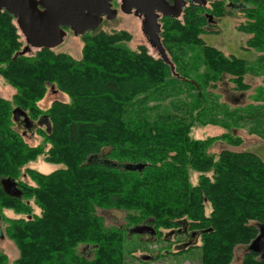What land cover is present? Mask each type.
Masks as SVG:
<instances>
[{
	"label": "trees",
	"instance_id": "obj_1",
	"mask_svg": "<svg viewBox=\"0 0 264 264\" xmlns=\"http://www.w3.org/2000/svg\"><path fill=\"white\" fill-rule=\"evenodd\" d=\"M235 9L242 16L235 27L246 36V49L257 54L253 73L262 86L255 99L261 101L264 0H207L205 6L187 1L180 17H161L160 41L169 62L144 45L128 48L131 34L125 30L86 32L80 58L48 48L22 53L14 18L0 11V76L16 91L11 100L0 98V179L26 176L33 182H21L18 198L0 184V221L19 252L12 263L0 253V264H126L135 250L151 252L129 232L146 220L155 231L157 257L185 254L187 247L172 245L194 232L200 264H264L248 250L233 261L234 248L249 244L264 225V161L248 151H210L217 142L237 147L243 140L224 116L207 113L202 93L223 77L238 92L250 87L244 80L248 62L203 39L218 32L212 20ZM178 84L191 88L193 101L167 99ZM48 89L68 101L40 109L36 102ZM14 105L33 119L45 114L48 130L41 143L29 146L19 137ZM256 116L226 113L236 121ZM208 124L224 131L191 136L193 127ZM248 132L264 140V128ZM41 155L58 167L42 173L27 166ZM99 209L123 211L127 227L106 226ZM80 245L91 246L94 256L79 253Z\"/></svg>",
	"mask_w": 264,
	"mask_h": 264
},
{
	"label": "rangeland",
	"instance_id": "obj_2",
	"mask_svg": "<svg viewBox=\"0 0 264 264\" xmlns=\"http://www.w3.org/2000/svg\"><path fill=\"white\" fill-rule=\"evenodd\" d=\"M112 5L118 10L117 15L113 19L103 18L101 24L97 27L98 30L103 31H113V30H125L131 34V39L126 42V46L130 49H136L139 45H144L148 50V53L153 57L163 58L166 62H169L168 55L166 50L161 45L158 47L156 44H152L148 39L147 35L144 33L142 18L138 17L134 13H123L118 8L119 3ZM232 14L221 17L218 20H212L210 23L215 25V29L218 32L216 33H207L203 35L204 41L211 46H215L226 54H233L238 58L245 59L248 63V71L244 76L245 82H247L250 87L242 92H238L232 88V84L228 81L227 77H223L220 81L216 83V87L202 89L203 97L205 98V104L207 108V113L209 115L224 116V121H227L232 128H235L234 132L238 134L243 142L240 146L233 147L222 142L215 143L210 151L217 153L221 149H229L234 151H248L256 154L259 158L264 161V140L256 134H250L248 131L253 128H264V97L256 101L255 97L259 91V87L262 86L261 76H258L256 73H253V70L256 71L259 64L255 63L256 52L250 49H246L244 45L245 35L239 32L235 25L242 21L241 14L235 9ZM180 17V16H179ZM161 17L158 19L160 24ZM15 22V21H14ZM17 27V26H16ZM19 33V31H18ZM20 34V33H19ZM160 34V32H159ZM23 41L22 51L25 53H33L36 49L33 47L24 48L25 43L22 35L20 34ZM160 37V35H159ZM82 40L80 36H74L71 31L66 30V38L64 41L52 48L55 52H65L72 55L75 58H80L81 49H82ZM256 66V68H254ZM263 73V72H262ZM187 80L194 83V80L188 78ZM188 90V91H187ZM15 88L11 87L5 82V80L0 76V98L11 100L12 96L15 93ZM191 92V93H189ZM172 94L167 99L173 103H179L180 101H193V94L191 88L185 84H178L176 89H171L170 93ZM168 94V95H169ZM264 96V94H263ZM53 100H58L62 102H67L68 98L66 95L61 93L58 90L46 91L44 97L36 102L42 110H46ZM18 108L20 111L17 113V118H14L13 110ZM12 119L14 121V129L18 132L19 137L27 143L29 146H35L41 143L44 139V135L48 130V123L45 118V114L37 116L36 119L30 118L27 112L21 110L20 106L14 105L12 107ZM255 112L257 116L255 118L244 119L236 121V117H226L227 112H232L235 115L242 117L247 113ZM23 114H25L29 126H26L24 121ZM40 121V122H39ZM224 129L221 126L217 125H199L193 127L191 130V136L194 138H204L210 135H216L223 132ZM47 147V145H46ZM27 166L36 169L42 173H48L58 167L56 164L47 163L43 156H38L35 160L27 163ZM191 183L195 182V173H191ZM10 177L1 178L6 179ZM0 179V181H1ZM14 181L17 187L23 189V183L33 184V182L28 179L26 176H21L18 179L10 178ZM4 191V188H2ZM23 191V190H22ZM5 192V191H4ZM209 205L206 204V211H208ZM100 215L106 226H118L127 227L124 220V212L114 209L97 211ZM5 214L9 217H16V215L11 211H5ZM143 223V225H151ZM170 232V231H169ZM169 232L164 231L168 234ZM172 234H176L175 232ZM170 236H173V235ZM154 234L142 233L138 234L136 237L141 241H146V245L151 252L148 250H135L132 252V255H126V264H200L199 262V248L200 239L199 234L196 233V236H186L184 240H181L182 237H177L179 243H174L172 245L173 250L188 248L185 254L171 256L170 254H160L157 257V244L155 241ZM168 235L167 239L170 238ZM134 238L133 235L129 236ZM247 245H237L233 250V261L239 262L241 257L247 250ZM78 252L89 257L90 259L94 256L91 246H78ZM0 253L4 254L9 263H12L19 255L18 248L15 243L6 236L4 232V222L0 221ZM163 253V252H160ZM153 255V258L145 259L149 255Z\"/></svg>",
	"mask_w": 264,
	"mask_h": 264
},
{
	"label": "water",
	"instance_id": "obj_3",
	"mask_svg": "<svg viewBox=\"0 0 264 264\" xmlns=\"http://www.w3.org/2000/svg\"><path fill=\"white\" fill-rule=\"evenodd\" d=\"M114 0H0V11L9 13L15 21L19 33L25 43L24 48L33 47L52 49L66 38L68 29L74 36H82L94 31L101 24L103 17L113 19L116 9L112 7ZM120 11L133 12L142 18L144 33L152 44L160 47V17L178 18L187 1L205 6L207 0H119ZM24 53V51H22ZM18 108L13 110L17 118ZM26 126L28 120L23 114ZM2 185L7 194H14L15 183L12 179H3ZM130 233L154 234L149 225H136ZM247 250L264 258V225L259 226L256 237L248 244ZM148 259V257H146Z\"/></svg>",
	"mask_w": 264,
	"mask_h": 264
},
{
	"label": "flooded vegetation",
	"instance_id": "obj_4",
	"mask_svg": "<svg viewBox=\"0 0 264 264\" xmlns=\"http://www.w3.org/2000/svg\"><path fill=\"white\" fill-rule=\"evenodd\" d=\"M116 2H117V4L119 3L118 8L120 9V1H119V0H114V1L111 2V4L113 5V4H115ZM117 4H116V6H117ZM113 8H115V9L117 10L116 7H113ZM117 13H118V10L116 11V15H117ZM131 13H133V12H131ZM116 15H115V16H116ZM103 18H105V17H103ZM106 19H107V18H106ZM148 39H149V38H148ZM39 122H40V121H39ZM1 181H2V179H1ZM1 181H0V184H1V187L3 188V185H2V182H1ZM6 194H7V193H6ZM7 195H9V196H11V197H16V198L21 197V195H22V189H21V187H17V185L15 184V192H14V194H7ZM148 222H149V220H146L144 223H145V224H149ZM190 236L195 237L196 234L193 232V233H191Z\"/></svg>",
	"mask_w": 264,
	"mask_h": 264
},
{
	"label": "bare ground",
	"instance_id": "obj_5",
	"mask_svg": "<svg viewBox=\"0 0 264 264\" xmlns=\"http://www.w3.org/2000/svg\"><path fill=\"white\" fill-rule=\"evenodd\" d=\"M6 193V192H5Z\"/></svg>",
	"mask_w": 264,
	"mask_h": 264
}]
</instances>
